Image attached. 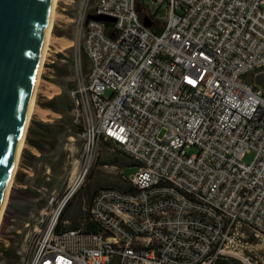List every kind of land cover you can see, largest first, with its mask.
<instances>
[{"label":"built area","instance_id":"2783aa9c","mask_svg":"<svg viewBox=\"0 0 264 264\" xmlns=\"http://www.w3.org/2000/svg\"><path fill=\"white\" fill-rule=\"evenodd\" d=\"M77 31L78 187L102 142L137 170L97 191L84 229L57 230L70 191L28 264H261L264 93L248 78L264 69V0H95Z\"/></svg>","mask_w":264,"mask_h":264},{"label":"rangeland","instance_id":"374dc122","mask_svg":"<svg viewBox=\"0 0 264 264\" xmlns=\"http://www.w3.org/2000/svg\"><path fill=\"white\" fill-rule=\"evenodd\" d=\"M94 4L95 0H60L56 7L52 39L29 123L30 126L36 120L51 127L52 140L34 163L26 188L16 187L20 156L0 227V264H28L40 230L48 226L83 171V140L81 129L74 122L73 95L87 78L89 60L79 42L77 21L84 11L90 13ZM248 81L264 93V69L252 73ZM48 102L58 111L45 107ZM253 158L254 153H248L244 163L250 164ZM123 169L125 176H131L137 167L115 146L100 143L92 166L67 201L71 205L64 209L66 203L59 215L64 216L63 228L77 225L84 229L95 192L104 187H124ZM9 251L15 256L4 255Z\"/></svg>","mask_w":264,"mask_h":264},{"label":"water","instance_id":"95a60500","mask_svg":"<svg viewBox=\"0 0 264 264\" xmlns=\"http://www.w3.org/2000/svg\"><path fill=\"white\" fill-rule=\"evenodd\" d=\"M52 1L0 0V210L25 131ZM144 24L152 25L146 18Z\"/></svg>","mask_w":264,"mask_h":264},{"label":"bare ground","instance_id":"6f19581e","mask_svg":"<svg viewBox=\"0 0 264 264\" xmlns=\"http://www.w3.org/2000/svg\"><path fill=\"white\" fill-rule=\"evenodd\" d=\"M59 1L60 0H53L52 1L51 15H50L49 23H48V26H47V29H46L44 46H43L41 57H40L38 76H37V79H36V83H35V86H34L32 98H31L29 109H28V112H27L25 131L23 133L22 139H21L19 147H18V152H17L15 163H14V167H13V172H12L10 181L8 183V187H7V190H6V195H5L3 204H2V208L0 210V227L2 225L4 211L6 209V205H7V202H8L7 200L9 198V194H10L12 185L14 183V178L16 176V172H17L18 165H19V162H20V156L22 154L23 149L26 146L27 130H28V127H29L31 116L34 113L35 106H36L35 105L36 104V96H37V93H38V90H39V86H40V82H41V75H42V73L44 71V65H45V61H46V58H47L46 55L48 54L49 45H50V42H51V39H52L51 31H52V28H53L54 20L56 18V7H57ZM78 184H79L78 180H75V182H73L71 193H73V192H75L77 190ZM261 264H264V261Z\"/></svg>","mask_w":264,"mask_h":264},{"label":"crops","instance_id":"0c3cea01","mask_svg":"<svg viewBox=\"0 0 264 264\" xmlns=\"http://www.w3.org/2000/svg\"><path fill=\"white\" fill-rule=\"evenodd\" d=\"M50 121L53 120L50 119ZM32 122H34V124H33V135L31 136V138L35 141L38 140V137H36L35 134L40 133L42 134L41 139H44L47 142V144L43 145V150H40L35 145L27 143V139H26V144L28 146L27 147L25 146L26 149L23 150L22 152L23 154L21 155L22 161H21L20 169L17 173L18 181L16 180V187H23V188L27 187L26 179L31 177L34 163L38 160V157L42 155L43 152H45V147L50 146L49 144L50 141L52 140L51 127L45 126L46 124L44 122H37L36 120H32ZM41 127L44 129H41Z\"/></svg>","mask_w":264,"mask_h":264},{"label":"trees","instance_id":"16d2710c","mask_svg":"<svg viewBox=\"0 0 264 264\" xmlns=\"http://www.w3.org/2000/svg\"><path fill=\"white\" fill-rule=\"evenodd\" d=\"M45 107H48V108H50V109H52V110H54V111H58V108H56L54 105H53V103L52 102H48L47 104H45L44 105ZM33 124H34V122H32V124L29 126V129H28V134H27V143H30V144H33V145H35L38 149H40V150H43V145H46L47 144V142L44 140V139H41V137H42V134H40V133H36L35 134V136L36 137H38V140H33L32 138H31V136L33 135ZM41 129H44V128H42L41 127ZM41 139V140H40ZM50 145V144H49ZM16 180L18 181V175H17V178H16ZM97 192H95V194H96ZM71 205V203H67L66 204V206H65V208L64 209H66L67 207H69ZM63 222H64V216H60L59 217V219H58V226H57V230H59V229H61V228H63ZM65 229V228H64ZM70 229H79L78 228V226L77 225H74V226H72V228H70ZM4 255H8V256H15V254H13L12 252H6V253H4ZM219 264H230V263H219Z\"/></svg>","mask_w":264,"mask_h":264}]
</instances>
